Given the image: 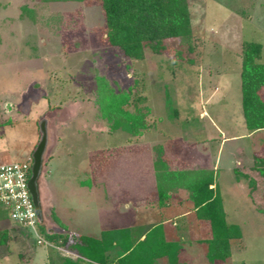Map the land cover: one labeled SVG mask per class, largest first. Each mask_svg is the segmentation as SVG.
<instances>
[{"label":"rangeland","instance_id":"374dc122","mask_svg":"<svg viewBox=\"0 0 264 264\" xmlns=\"http://www.w3.org/2000/svg\"><path fill=\"white\" fill-rule=\"evenodd\" d=\"M187 4L190 36L132 60L104 42L96 1L0 0V163L31 157L45 121L37 179L43 226L60 232L52 210L70 232L95 238L98 219L142 232L159 225L180 245L184 264H209L198 242L208 224L196 220L183 189L156 203L151 166L164 160L170 170H209L225 221L240 231L229 258L215 264H264V129L246 130L239 89L241 42L259 43L264 63V0ZM22 6L35 11L34 20L20 17ZM102 83L141 99L135 102L148 128L139 136L109 132L98 110ZM89 179L92 187L79 186ZM2 227L10 240L0 247V264L75 258L52 242L36 245L8 220Z\"/></svg>","mask_w":264,"mask_h":264},{"label":"trees","instance_id":"16d2710c","mask_svg":"<svg viewBox=\"0 0 264 264\" xmlns=\"http://www.w3.org/2000/svg\"><path fill=\"white\" fill-rule=\"evenodd\" d=\"M40 1L47 4L98 2L103 17L104 42L132 60H142L146 51L160 55L166 42L181 40L191 34L187 0ZM20 12L21 18L34 20L35 11L27 6L20 7ZM260 54L259 43L241 42L240 104L244 126L249 132L264 129V63L258 61ZM100 87L98 110L101 119L107 122L110 133L124 131L137 137L148 128L146 112L136 106L141 99H131L129 92L115 93L105 88L104 83ZM130 105L133 107L132 111L128 108ZM258 162L263 166V160ZM259 174L264 178V167L260 168ZM152 178L159 206L164 205L170 193L176 189L187 191V199L192 204L196 220H203L208 224L207 236L198 239L205 246L206 260L209 264L225 262L230 256L229 241L238 238L240 231L238 226L225 221L221 197L213 186L212 172L202 169L170 170L164 160H157L152 165ZM51 215L53 222L61 230H65L66 227L53 212ZM2 220H7L6 212L0 209V221ZM38 231L45 240L76 256L74 259L50 258L49 264H155L158 260H164L166 264H184L178 260L180 245L166 240L159 225L144 232L132 226L107 227L96 238L57 232L43 224L38 226ZM25 236L30 238L26 234ZM9 240L8 229L0 228V247L5 246Z\"/></svg>","mask_w":264,"mask_h":264},{"label":"built area","instance_id":"2783aa9c","mask_svg":"<svg viewBox=\"0 0 264 264\" xmlns=\"http://www.w3.org/2000/svg\"><path fill=\"white\" fill-rule=\"evenodd\" d=\"M31 164V157L0 163V209L6 212L7 220L18 225L36 245L54 247L38 231L42 220L37 217L27 186Z\"/></svg>","mask_w":264,"mask_h":264},{"label":"water","instance_id":"95a60500","mask_svg":"<svg viewBox=\"0 0 264 264\" xmlns=\"http://www.w3.org/2000/svg\"><path fill=\"white\" fill-rule=\"evenodd\" d=\"M38 129L40 132V138L38 143L36 144L34 150L31 153V175L28 180V190L34 204V208L37 214L38 219H41V211H40V204L38 198V190H37V179L41 171L42 166V156L46 146V127L45 121H41L38 125Z\"/></svg>","mask_w":264,"mask_h":264},{"label":"crops","instance_id":"0c3cea01","mask_svg":"<svg viewBox=\"0 0 264 264\" xmlns=\"http://www.w3.org/2000/svg\"><path fill=\"white\" fill-rule=\"evenodd\" d=\"M100 152V151H99ZM105 171V175H106V172H107V170L105 169L104 170ZM104 174V173H103ZM150 174H151V177H152V166H151V170H150ZM91 179V178H90ZM89 179V181H87V183H82V181H79V186L80 187H87V188H90V187H92V185L93 184H91L92 183V181ZM152 181H153V178H152ZM119 182L122 184V182H121V180H119ZM95 183V182H94ZM105 184L106 183V179H104V182L103 181H100L99 180V184ZM84 184H86V185H84ZM120 184V185H121ZM41 185V184H40ZM39 199H40V203L44 206V208H45V204H44V200H43V195H42V190H41V188H40V196H39ZM125 207H127V206H125ZM132 207L133 206H131L129 209H128V211L130 210H132ZM51 212H53V210L51 211ZM60 221V220H59ZM55 223V222H54ZM60 223L61 224H63L65 227H66V229L65 230H61L60 229V232H62V233H69V234H74V233H72V232H70L69 231V228H68V226L66 225V224H64L62 221H60ZM56 224V223H55ZM107 227H114V228H120V227H117V223H113V222H107L106 220H100V219H98V228H99V232H100V234H101V231L103 230V229H105V228H107ZM47 228H49V229H52V230H54L53 228H50V227H47ZM139 229V226H137V229L136 230H138ZM141 229V228H140ZM54 231H56V230H54ZM100 234H99V236H100ZM74 235H76V234H74ZM98 236V237H99ZM63 251H65L66 252V254H68V255H70V257H75L76 258V256H75V254H73V253H71V252H69V251H67V250H63ZM46 264H48V262H47V259H46Z\"/></svg>","mask_w":264,"mask_h":264},{"label":"flooded vegetation","instance_id":"af4514ba","mask_svg":"<svg viewBox=\"0 0 264 264\" xmlns=\"http://www.w3.org/2000/svg\"><path fill=\"white\" fill-rule=\"evenodd\" d=\"M32 153V152H31ZM31 155V154H30ZM37 182V181H36ZM37 190H38V185H37ZM38 193H39V191H38ZM38 198H39V194H38ZM39 204H40V199H39Z\"/></svg>","mask_w":264,"mask_h":264}]
</instances>
